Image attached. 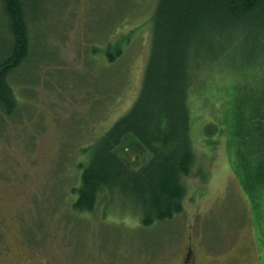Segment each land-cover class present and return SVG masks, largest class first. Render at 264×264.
<instances>
[{
  "label": "rangeland",
  "instance_id": "374dc122",
  "mask_svg": "<svg viewBox=\"0 0 264 264\" xmlns=\"http://www.w3.org/2000/svg\"><path fill=\"white\" fill-rule=\"evenodd\" d=\"M156 1L32 4L31 54L13 74L19 110L12 118L0 111V264H264V203L243 191L234 170L236 155L241 162L251 152L249 121L257 115L255 90L264 84V56L252 59L264 48L260 39L239 68L230 60L219 67L244 74L233 103L239 117L233 152L223 123L226 96L220 103L230 76L205 78V56L197 61L201 80L188 109L194 163L181 214L159 228L143 227L120 205L104 209L100 202L84 214L71 209L79 164L140 94ZM3 23L0 1V47ZM120 35L122 55L110 64L106 45ZM242 50L240 44L236 53ZM212 118L224 127L220 136L203 133ZM116 153L135 171L150 158L130 138Z\"/></svg>",
  "mask_w": 264,
  "mask_h": 264
},
{
  "label": "trees",
  "instance_id": "16d2710c",
  "mask_svg": "<svg viewBox=\"0 0 264 264\" xmlns=\"http://www.w3.org/2000/svg\"><path fill=\"white\" fill-rule=\"evenodd\" d=\"M0 1L4 19L0 111L12 118L20 106L13 89V74L31 54L30 13L32 4L38 5L39 0ZM123 37L120 35L106 45L105 56L110 64L122 55V48L120 51L117 45L122 44ZM258 39L264 41V0L156 1L150 54L140 94L95 142L89 160L79 164V183L72 189L76 197L71 209L84 214L93 212L100 202L104 209L120 205L129 208L143 227L159 228L181 214L186 195L184 180L194 163L188 109L197 81L201 80V63L197 61L205 56V78L219 80L224 74L230 76L229 88L221 95L220 103L226 96V104H222L223 123L224 127L226 123L229 126L227 146L233 152L239 124L233 103L244 74L234 75L219 67L230 60L239 68L240 61L250 58ZM240 44L243 50L238 55ZM221 50L224 55H218ZM257 55L264 56V48L252 59ZM255 91L259 93L257 115L250 119L247 133L251 152H245L247 157L241 162L236 155L234 170L243 191L250 196L258 193L264 203V84ZM202 127L207 136H220L224 129L213 118ZM129 138L150 155L137 171L116 153L117 146Z\"/></svg>",
  "mask_w": 264,
  "mask_h": 264
},
{
  "label": "flooded vegetation",
  "instance_id": "af4514ba",
  "mask_svg": "<svg viewBox=\"0 0 264 264\" xmlns=\"http://www.w3.org/2000/svg\"><path fill=\"white\" fill-rule=\"evenodd\" d=\"M190 257H191V250L188 249L187 253L185 254V263L189 262L190 260Z\"/></svg>",
  "mask_w": 264,
  "mask_h": 264
}]
</instances>
